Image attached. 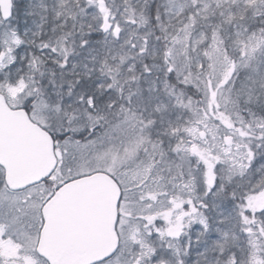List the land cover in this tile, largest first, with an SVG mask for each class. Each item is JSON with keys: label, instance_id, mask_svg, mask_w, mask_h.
<instances>
[{"label": "snow or ice", "instance_id": "1", "mask_svg": "<svg viewBox=\"0 0 264 264\" xmlns=\"http://www.w3.org/2000/svg\"><path fill=\"white\" fill-rule=\"evenodd\" d=\"M0 264H264V0H0Z\"/></svg>", "mask_w": 264, "mask_h": 264}]
</instances>
